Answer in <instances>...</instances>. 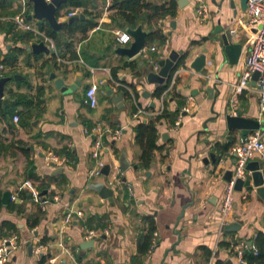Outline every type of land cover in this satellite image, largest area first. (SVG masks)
Instances as JSON below:
<instances>
[{"label": "crops", "instance_id": "0c3cea01", "mask_svg": "<svg viewBox=\"0 0 264 264\" xmlns=\"http://www.w3.org/2000/svg\"><path fill=\"white\" fill-rule=\"evenodd\" d=\"M149 1L161 4L170 0ZM176 1L178 12L175 17L140 23L145 31L160 26L167 35L165 42L156 40L153 44H146L156 47L148 54L140 52L128 57L118 51L120 47H129L132 41L125 45L118 41L116 32L127 31L129 27L121 24L115 11L109 9L111 0H83L81 7L63 5L58 14L60 21H67L71 12L84 15L79 19L92 20L97 16L98 25L76 42L78 59H59L65 65L56 68L51 60L57 49L49 54L35 53L28 50L34 42L27 46V51L34 56L41 54L39 60L34 56H21L12 76L9 68L0 64V77L2 74L11 77L0 100L9 96L10 88L30 94H34L39 85L45 88V110L42 114L35 113L24 125L0 114V131L9 140L14 138L27 142L37 174L52 180L43 195L42 202L49 199L45 204L29 198V193L25 192L28 195L26 199L20 198L19 194L15 201L21 204V212L9 210L8 204L4 203L0 209V229L8 221L18 227L13 234L18 235L19 247L10 258L14 264H40L41 257L49 253L53 255L51 259L57 258L52 264H63L64 260V264H161L164 260L165 264H217V261L238 264L234 250L220 243L245 240L248 243L252 241L254 246L257 234L261 232L264 235V199L255 190L244 188L235 192L230 223L240 224L236 230L221 231L219 224L220 205L228 183L226 176L229 171L233 174L235 169V156L230 155V150L244 136L240 129L228 128L225 116L230 110L231 94L241 80L256 29L248 26L247 7L243 6L242 0H234V6L230 0H205L210 8L205 19L198 15L193 0L183 1V7L179 0ZM23 8V0H15L5 10L0 8L2 58L13 47L7 32L11 23L7 18ZM31 22L39 24L37 20ZM220 25L231 30L233 42L242 44L236 64H230L220 49L223 46L222 33L214 32ZM75 36L82 35L77 33ZM204 48L207 49L206 64L196 72L190 65ZM172 51L179 52V58L186 54L185 66L176 71V82L162 100V95L158 98L154 92L165 84L168 77L160 84L149 82L148 74L158 72L159 61L168 58ZM24 60H29L30 65ZM45 62L46 66L42 67ZM130 62H134V69L128 65ZM113 69L117 70V78L113 77ZM52 73L63 79L67 86L76 84V89L69 94L63 93L50 79ZM95 82L99 84V102L92 108L86 91ZM118 83L127 86L130 92L134 89L138 92L136 104L124 95ZM175 88L181 98H170L169 108L182 109L188 104L190 110L183 112L181 117L179 115L173 125L167 121L159 125L158 144L162 149L155 151L151 165L142 166V149L136 143L134 128L140 121L147 122L156 116L154 113L165 106V100ZM208 88H215V91L210 95ZM146 91L150 92L149 96H144ZM119 94H122V99L116 102ZM238 98L241 116L264 123V115L259 113L257 84L252 81ZM138 106L150 113L135 119L133 116ZM7 121L15 128L11 130ZM97 123L109 126L112 131L121 129L122 134L117 139L111 134L105 135L103 159L111 169L109 175L90 180L89 171L94 164L91 156L93 138L86 135L85 128ZM261 130L264 139V129ZM165 133L168 137L163 139ZM231 136L235 137V144L228 152L222 153L219 144L229 142ZM49 151L67 157L68 161L62 166L48 163L46 154ZM64 151H70L73 157L68 158ZM212 153L216 154L215 162L211 158ZM26 165V158L20 151L15 156L0 154V189L3 193L18 191L25 181ZM59 169H62L61 173H57ZM62 178L66 183H61ZM94 182H104L114 193L107 198L102 197L98 191L89 188V184ZM249 184H252L251 176L246 182ZM55 195L59 200L52 199ZM39 206L44 214L40 223L30 228L27 219ZM71 209L81 210L83 217L65 224L64 218ZM90 216L102 219L108 232L97 238L94 248L83 250L82 242L90 240L86 237V229H93L85 224ZM146 217L155 220L157 243L138 263L134 258L139 254V237L148 229ZM176 231H180V239ZM44 236L50 240L37 255L34 249L42 243ZM61 244L69 249V253L61 252Z\"/></svg>", "mask_w": 264, "mask_h": 264}, {"label": "trees", "instance_id": "16d2710c", "mask_svg": "<svg viewBox=\"0 0 264 264\" xmlns=\"http://www.w3.org/2000/svg\"><path fill=\"white\" fill-rule=\"evenodd\" d=\"M15 0H0V8L5 10L8 6H11ZM83 0H69L65 5H71L74 7H81L83 5ZM28 9L27 16L33 10L32 3L28 0ZM20 9V7H19ZM17 8V11L19 10ZM110 10L115 11V16L120 19L121 24H125V26L136 28L140 25V23H151L152 21H162L166 17H175L178 12V3L176 0H170L168 2H164L161 4L153 3L149 0H111V4L109 6ZM14 12V11H13ZM12 12V13H13ZM84 13H87L86 11ZM95 19H79L74 21L71 24H66L60 31H55L47 22L37 24V28L44 32L46 36L53 39L55 42V46L57 52L53 54V58L51 60L53 66L56 68L63 67V63L59 61V59H78L79 55L76 50V42L82 40L88 35L90 29L96 27L98 22ZM113 19L115 17L113 16ZM12 26L9 25L7 28L8 34L10 33ZM148 35L146 37V44H153L156 40L161 42H165L167 39V35L163 33V28L159 26L157 29L149 28ZM80 33L82 36L76 38V34ZM12 41V49L4 55L2 58V52L0 50V64L9 68L10 75L16 71V67L21 62V56L32 57L34 55L30 54L27 51V46L32 43L42 42V37L36 35L31 30H18L12 34L10 37ZM36 60H39L42 56L41 54H37L34 56ZM186 54L181 56L175 67L170 72L168 79L165 84L158 86L155 90L154 95L158 98L161 97L162 93L169 87L171 79L174 73L182 66H185ZM27 65H30L29 60H24ZM134 69V62L128 63ZM46 66V62L42 65V67ZM5 76L6 74H2ZM113 77L117 78V70L113 69ZM122 92L125 96L130 99L139 98L138 92L133 90L132 93L127 88H121ZM45 88L42 85L37 86L36 92L34 94L30 93H22L15 91L13 88H10L9 96L5 99L0 100V114L8 119L18 113L20 115V120L18 123L20 125H24L28 119L32 118L35 113L42 114L44 112L43 104L45 102L44 99ZM180 99L181 95L177 92L176 88L171 92L170 97L165 100L164 110L161 114L156 115L150 118L149 121L143 122L140 121L134 128L135 131V140L138 145H140L142 152L140 159L142 161V166L145 167L151 165L154 160L155 151L158 149H162V146L158 144L159 139V130L158 127L164 121L169 122L173 125L180 114L181 108L178 107L174 110L169 108L170 98ZM181 102V100H180ZM183 102L181 103V105ZM151 108V107H149ZM8 127L12 130L15 128L10 121L6 122ZM85 125L91 126L90 123H86ZM231 140L225 144H219L222 149V153L228 152L231 147L235 144V137L231 136ZM27 142L24 140L14 138L9 140L8 138L3 136V133L0 131V154H10L11 156L17 155V152L20 151L26 158V170H25V179L24 180H32L35 182L38 189L42 192L47 190L50 186L51 179L49 177H41L36 172V167L34 161L31 159V149L28 148ZM31 146V145H30ZM68 158H72L73 154L70 151H64ZM61 183H66V180L62 178ZM3 191L0 189V209L4 207L2 202ZM28 195L25 192L20 193V198L26 199ZM9 210H16L21 212V204L16 203L15 201H10L6 206ZM44 212L41 207H37V211L30 215L27 219V224L30 228L36 227L43 216ZM148 222V229L145 233L141 234L138 240V256L134 258L135 262H142V257L145 256L149 249L152 246L153 234L156 231V223L153 217H146ZM95 225V223H97ZM86 225L89 227H93V229H103L105 227V223L102 219L98 217L90 216L86 220ZM5 227V228H4ZM4 227L0 229V236L5 237L13 234L18 230V227L13 222H4ZM91 229V228H90ZM50 238L44 236L42 238V244H47ZM264 235L263 233H258L256 238L254 239V246L257 249V253L254 252V248H248L244 251V259L246 264H264V249H263ZM234 243L221 242L220 245L225 246L227 248H231ZM210 252V251H208ZM212 252H210L211 254ZM53 257L52 254L43 255L40 259V264H51L49 259ZM217 264H221L220 261H217Z\"/></svg>", "mask_w": 264, "mask_h": 264}, {"label": "built area", "instance_id": "2783aa9c", "mask_svg": "<svg viewBox=\"0 0 264 264\" xmlns=\"http://www.w3.org/2000/svg\"><path fill=\"white\" fill-rule=\"evenodd\" d=\"M51 1V0H46ZM197 9L198 15L205 19L210 14V8L208 4H206L205 0H193ZM24 8L21 12L16 15L7 18V20L11 23L12 29L9 34V37L18 30H31L36 35L42 37V41L45 44L52 48L56 49L55 43L53 39L46 36V34L40 31L36 25H33L31 20L28 19L27 16V0H23ZM31 14V13H30ZM75 15V12H71L68 14V17H72ZM247 15H248V26L255 27L256 33L254 40L252 42L250 51L246 57L245 67L242 72L241 80L239 84L236 86L234 93L231 94L230 98V110L229 113L232 115H237L239 112V94L242 92L244 88H247L248 85L252 81H254V73L259 72V77L256 80V84L258 85V96H259V113L260 116L264 115V0H247ZM118 41L125 45L129 44L133 38L130 33L126 30H118L116 32ZM156 49L155 46H144L141 49V53L148 54L149 51H154ZM3 68V66H1ZM155 69L158 70L159 66L155 63ZM177 72L174 73L169 88L162 94V100L164 95L172 89L173 85L176 82ZM3 76V75H1ZM117 85L122 86L123 88L129 89L127 86L118 83ZM99 90L98 83H92L86 91L87 101L92 108H95L98 105V95L97 92ZM130 91V90H129ZM132 93V92H131ZM133 95V93H132ZM137 99L133 97V101L136 104ZM164 110V106L158 112L154 114H161ZM190 110V106L186 104L180 110V117L183 112H188ZM147 110L138 106L136 112L134 113L135 119H141L142 116L149 114ZM13 122L18 123L20 120V115L16 113L13 116ZM179 125V122L176 123V126ZM85 133L88 136L93 138L92 144V152L91 156L94 160V164L89 171L90 180L95 177L103 176L102 169L106 165L103 159L104 149L106 148V141H104L105 135L111 134L114 139H117L122 134L121 129H112L104 125L102 123H97L91 128H85ZM230 155L235 156V169L231 180L228 181L225 193L223 196L222 203L220 205V230L223 231L225 226L230 223V216L232 215L234 204H235V184L238 179H243L247 181L251 172L247 169L248 163L253 160H258L261 163V169H264V139H263V131L261 129L254 130L248 135L241 137V139L233 146L230 150ZM46 160L52 163H55L58 166L64 165L68 159L65 156H59L52 151H49L46 154ZM22 192H27L31 196L33 200L38 203L45 204L46 201L42 202L43 195H41V191L36 186L35 182L32 180H25L18 188V191L14 194H11V201H16L19 198V194ZM52 199L57 201L59 200L58 196H52ZM83 217V212L81 210H73L67 212L64 222L65 224L72 223L76 218ZM108 232L107 228L104 229H86V237L88 239H97L103 236ZM158 233L155 231L153 234V241L151 248H155L157 243ZM46 244H38V246L34 249V252L38 255L43 250ZM19 247V239L18 235L11 234L9 236H5L0 239V264H14L10 259L14 254L16 249ZM62 253H69V249L61 244ZM249 243L245 240H241L237 242L235 245L231 246V249L234 250L235 256L238 260V264H246L244 259V251L248 248H252ZM254 252L257 253V249L255 247ZM57 258H53L50 260V263H54Z\"/></svg>", "mask_w": 264, "mask_h": 264}, {"label": "water", "instance_id": "95a60500", "mask_svg": "<svg viewBox=\"0 0 264 264\" xmlns=\"http://www.w3.org/2000/svg\"><path fill=\"white\" fill-rule=\"evenodd\" d=\"M32 3L33 10L32 13L28 15L29 20H37L39 23L47 22L49 25L55 30L60 31L67 23L70 24L74 22L75 20L79 19L80 17L83 18L84 15H75L70 17L67 21H60L59 20V11L65 5L69 0H29ZM183 1L186 0H179L180 6L183 7ZM230 3L232 6H234V0H230ZM243 6L247 7V0H242ZM127 31L132 36L133 40L131 42V45L129 47H120L118 48V51L121 54L127 55L128 57H134L138 55L141 52V49L146 45V37L148 35V31H145L143 29L142 24H140L136 28H128ZM216 33H222L221 34V41L223 43L222 53L225 54V56L228 58L230 64H236L238 62V59L240 57L241 51H242V44L233 42V35L230 29L225 28L224 26L220 25L217 26L215 29ZM28 50H32L35 53L43 52V53H54V50L52 48H49L45 42H36L32 44L30 47H28ZM206 52L207 49L204 48L202 51V54L198 55L194 58V60L191 63V67L196 71H201L205 64H206ZM180 53L177 51H172L168 58L162 59L159 61L160 70L157 71H151L148 74V81L149 82H156V83H164L166 78L170 75V72L175 67L178 59H179ZM18 76H15L14 78H17ZM259 77V72L254 73V81L253 83L256 84V80ZM11 77H0V97H3L4 95V89L5 85L8 81H10ZM50 79L54 80L55 85L57 88H59L63 93L69 94L73 90L76 89V84H71L70 86H67L65 84V81L61 78H56L55 73H52L50 76ZM80 84V82H77V85ZM215 91V88H208V92L211 95L212 92ZM150 92L146 91L144 93V96H149ZM116 102L120 101L122 99V94H119L116 96ZM154 106V103L151 104ZM186 114V113H184ZM226 121L229 129H240L242 131V134L248 135L250 132L258 129H264V123L262 120H258L256 118H249L241 116L240 111L237 113V115H232L228 113L226 116ZM168 137V134H163V139H166ZM212 160L215 162L217 160L216 154H211ZM206 161V160H205ZM208 161V160H207ZM53 166H55L53 164ZM111 166L109 164H106L104 168L102 169L103 175H109ZM247 169L251 172V180L252 184L246 185L245 180L238 179L235 184V190L236 191H242L244 188L248 191L255 190L256 194L264 199V169H261V163L259 161H251L248 163ZM62 169H59L57 173H61ZM232 171H229L227 173L226 179L227 181L231 180L232 177ZM89 188H92L99 192V194L107 198L111 196L114 191L112 188L108 187L104 182H94L92 184H89ZM47 193V190H44L41 192V195H45ZM11 191H6L3 193L2 196V202L4 204H8L10 202L11 198ZM31 198V196H29ZM183 215V214H182ZM240 226L238 223H229L225 226L226 231H233L236 230L237 227ZM177 236H179L180 239V231H176ZM97 239H90L82 242L80 245L83 250H86L88 248H94L95 242ZM249 245L252 246L253 242L250 241ZM32 250V246L29 248ZM84 253V251L82 252ZM168 252H166V255ZM66 262V260L63 261ZM161 264H165V260L162 261Z\"/></svg>", "mask_w": 264, "mask_h": 264}]
</instances>
